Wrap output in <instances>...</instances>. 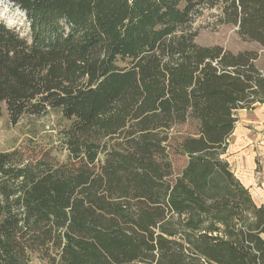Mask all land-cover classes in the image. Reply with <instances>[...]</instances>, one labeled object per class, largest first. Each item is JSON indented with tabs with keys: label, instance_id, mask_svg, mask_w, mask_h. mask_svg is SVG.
Wrapping results in <instances>:
<instances>
[{
	"label": "trees",
	"instance_id": "16d2710c",
	"mask_svg": "<svg viewBox=\"0 0 264 264\" xmlns=\"http://www.w3.org/2000/svg\"><path fill=\"white\" fill-rule=\"evenodd\" d=\"M4 1L28 32L0 21V116L70 126L0 152V264H264V205L227 156L264 106L260 53L193 28L219 9L264 51V0Z\"/></svg>",
	"mask_w": 264,
	"mask_h": 264
},
{
	"label": "rangeland",
	"instance_id": "374dc122",
	"mask_svg": "<svg viewBox=\"0 0 264 264\" xmlns=\"http://www.w3.org/2000/svg\"><path fill=\"white\" fill-rule=\"evenodd\" d=\"M219 14V9L210 10L205 7L195 15L193 28L198 30L196 43L202 47H221L234 54L257 51L260 53L257 66L264 69V51L260 45L241 39L236 27L219 24ZM0 21L21 33L28 32L24 13L4 0H0ZM236 114L238 133L230 141L229 161L237 178L246 186L251 184L248 188L256 204L261 206L264 205V106L258 105L253 110H240ZM69 126L70 122L58 112L24 117L17 125H13L4 108L0 116V152L24 147L30 141L46 143L52 139L57 142L59 133ZM193 129L191 125L177 128L182 134L192 132ZM248 138L251 139L247 141ZM239 139L246 141V145H240ZM247 153L252 159L251 162L246 157ZM186 162V158H176V170H182ZM247 170L252 172L249 174L250 179L246 177ZM33 264L45 263L36 259Z\"/></svg>",
	"mask_w": 264,
	"mask_h": 264
},
{
	"label": "crops",
	"instance_id": "0c3cea01",
	"mask_svg": "<svg viewBox=\"0 0 264 264\" xmlns=\"http://www.w3.org/2000/svg\"><path fill=\"white\" fill-rule=\"evenodd\" d=\"M237 133H238V132H237V128H236V129H235V132H234V135H235V134L237 135ZM234 135H233V136H234ZM233 136H232V138H233ZM250 139H251V138H248L247 141H249ZM239 140H240V139H239ZM240 141H241V142L239 143L240 145H243V146L246 145V141H244V140H243V141L240 140ZM240 145H237V146H240ZM230 150H231V147L228 149V153H227L228 161H229V156L231 155ZM246 157L249 158V161L251 162L252 159L249 157V154H248V153L246 154ZM252 157H253V156H252ZM229 163H230V161H229ZM230 164H231V163H230ZM250 164H251V163H250ZM250 173H252L251 170H247V171H246V177L249 178V179H250V176H249ZM243 185H244L245 187L248 188V187H250L251 184L248 185V186H246L245 184H243Z\"/></svg>",
	"mask_w": 264,
	"mask_h": 264
}]
</instances>
